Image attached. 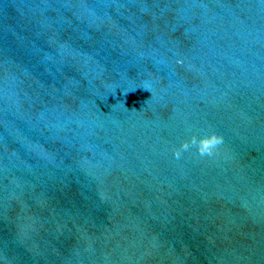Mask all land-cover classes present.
Instances as JSON below:
<instances>
[{"label":"water","instance_id":"1","mask_svg":"<svg viewBox=\"0 0 264 264\" xmlns=\"http://www.w3.org/2000/svg\"><path fill=\"white\" fill-rule=\"evenodd\" d=\"M0 264H264V0H0Z\"/></svg>","mask_w":264,"mask_h":264},{"label":"clouds","instance_id":"2","mask_svg":"<svg viewBox=\"0 0 264 264\" xmlns=\"http://www.w3.org/2000/svg\"><path fill=\"white\" fill-rule=\"evenodd\" d=\"M187 131L188 139L182 141L179 149L174 153L177 158H180L183 153L189 152L193 148H195L196 152L201 157L211 156L223 143L222 137L214 132L201 134L193 132L191 128Z\"/></svg>","mask_w":264,"mask_h":264}]
</instances>
